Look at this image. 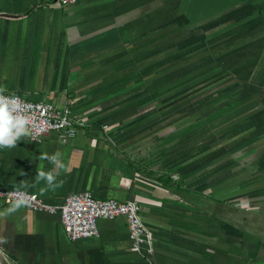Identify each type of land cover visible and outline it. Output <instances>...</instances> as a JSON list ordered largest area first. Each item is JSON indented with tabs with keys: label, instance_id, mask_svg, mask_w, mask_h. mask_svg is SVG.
Returning a JSON list of instances; mask_svg holds the SVG:
<instances>
[{
	"label": "crops",
	"instance_id": "crops-1",
	"mask_svg": "<svg viewBox=\"0 0 264 264\" xmlns=\"http://www.w3.org/2000/svg\"><path fill=\"white\" fill-rule=\"evenodd\" d=\"M186 59L214 60L216 86L186 83ZM0 87L79 122L0 150V189L134 201L150 232L132 250L120 215L70 241L24 207L0 218V264H264V0H0ZM57 151L61 187H19Z\"/></svg>",
	"mask_w": 264,
	"mask_h": 264
},
{
	"label": "built area",
	"instance_id": "built-area-1",
	"mask_svg": "<svg viewBox=\"0 0 264 264\" xmlns=\"http://www.w3.org/2000/svg\"><path fill=\"white\" fill-rule=\"evenodd\" d=\"M60 1L64 5L76 0ZM5 95L17 96L28 106L27 111L32 117V135L28 136L31 141H39L43 134L49 131L58 132L62 142L76 135L79 122L69 106L65 104L59 106L51 101H33L17 93L5 92ZM24 192L30 200V205L26 208L48 214H59L63 232L70 241L98 237V220L120 215L126 219L132 250L139 251L144 241L150 239V232L141 219L142 207L137 202L97 198L90 190L84 189L67 194L63 202L56 205L44 201L36 192L0 189V204H8L15 194ZM147 251L150 252V247Z\"/></svg>",
	"mask_w": 264,
	"mask_h": 264
},
{
	"label": "clouds",
	"instance_id": "clouds-1",
	"mask_svg": "<svg viewBox=\"0 0 264 264\" xmlns=\"http://www.w3.org/2000/svg\"><path fill=\"white\" fill-rule=\"evenodd\" d=\"M6 89L0 87V150H11L17 146V142L24 137L32 135V117L27 111V105L20 101V98L14 95H5ZM33 140H35L33 138ZM62 154L57 151L51 155L41 152L37 157L41 161H48L53 168L45 171L43 168L37 169L34 183L29 184L26 180L19 182V187L27 189L44 182L45 187L41 188V193L48 190H55L61 187L63 181H58V170L66 171V165L62 161ZM21 176L27 174L22 170L18 173ZM30 200L27 193H17L8 202L6 208L0 209V218H6L19 212L22 208L29 206ZM6 242L4 236H0V244Z\"/></svg>",
	"mask_w": 264,
	"mask_h": 264
},
{
	"label": "rangeland",
	"instance_id": "rangeland-1",
	"mask_svg": "<svg viewBox=\"0 0 264 264\" xmlns=\"http://www.w3.org/2000/svg\"><path fill=\"white\" fill-rule=\"evenodd\" d=\"M222 36H224V35H222ZM208 46L210 47L211 46V44L209 43L208 44ZM190 49H192L193 51H194V49H193V47L192 48H190ZM208 55V53H201V56H202V58H204V57H206ZM157 56H161L160 54H157ZM178 61V59H175V60H170V62H169V66H171V71L168 73V75L169 74H171L168 78H170V77H173V78H176L177 76H179L178 74H177V72H175V70L177 69V67L178 66H176V67H173V64L175 63V62H177ZM193 61V59H191V60H188V59H186V61H185V65H186V69H185V71H186V73H187V75H186V83H190V82H193V83H196V85H198V86H200L199 88H197V90L196 91H205V89L207 90V89H209L210 87L209 86H216V84L218 83V81L220 80H216V77H212L213 79H215L214 81H212L211 82V79L209 78V77H207V75H208V73H205V71H208V70H215L216 68H217V66L216 65H211V64H214V63H216L214 60H212V63H211V61L210 60H208V61H204V60H202V59H200V61L199 62H192ZM189 62H192V63H189ZM197 63V64H196ZM195 65H201V66H203V69H200L199 71H197L196 73H193V69H192V67H194ZM211 65V66H210ZM175 68V69H174ZM174 70V71H173ZM203 70V71H202ZM163 71V70H162ZM173 71V72H172ZM175 72V73H174ZM193 74H196V75H193ZM156 80H157V78H156V76H155V82H156ZM176 80V79H175ZM174 82H176V81H174ZM173 82V83H174ZM177 86H179V85H177ZM181 86V85H180ZM193 89V88H192ZM187 92V91H186ZM196 95V94H195ZM205 109V108H204ZM202 110L203 111V113H204V111L205 110Z\"/></svg>",
	"mask_w": 264,
	"mask_h": 264
}]
</instances>
